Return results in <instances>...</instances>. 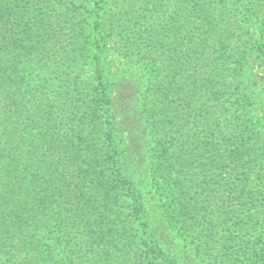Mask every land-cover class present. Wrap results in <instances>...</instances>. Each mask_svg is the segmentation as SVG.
<instances>
[{"label":"trees","instance_id":"obj_1","mask_svg":"<svg viewBox=\"0 0 264 264\" xmlns=\"http://www.w3.org/2000/svg\"><path fill=\"white\" fill-rule=\"evenodd\" d=\"M49 1L0 0V253L11 258L25 253L29 246L47 263L62 255L68 264L83 259L92 264H208L204 262L210 259L212 249L220 247V242L211 243L210 233L201 226L199 206L191 203L189 193L183 192L174 178L175 168L184 175L204 172L202 168L213 163L210 158L218 143L217 135L202 129L200 124L205 116L208 118L200 98L216 96L213 73L200 61L203 48L199 45L195 51L188 50L192 37L176 42L167 35L164 38L170 42L162 41L159 33L171 32L178 37L180 30L176 16L167 15L155 41L156 51L166 57L165 63L155 59L158 68L153 60L150 87L140 93V88L146 86H139L136 72L121 68L129 62L130 38L116 50V56L125 60L122 65L115 64L113 53L103 46L104 29L97 13L103 8V0L93 2L90 29L85 22L72 24L81 35L89 30L88 38L94 44L81 66L73 61L64 64L61 56L46 49L59 38L56 20L36 11L42 4L48 6ZM58 1L62 4L86 0ZM188 64L194 128L168 154L175 145L172 122L149 121L163 118L174 80L185 74ZM68 89L72 92L68 93ZM114 91L126 114L125 140L130 159L114 122ZM145 93L152 94L144 97ZM149 96L156 98L158 104L153 105ZM53 98L80 115L83 113L79 110L85 108L84 118L69 124L65 136H82L87 121L91 140L62 143L56 137L50 144L49 129L56 130L55 124L51 125L56 111ZM162 122L163 128L167 126L164 144L160 149L150 147L152 155L147 162V136H155ZM223 144L227 145V141ZM237 149L232 146L230 150L233 162L240 156ZM144 179L159 206L150 205L151 192L145 191ZM112 191L127 201L126 212L113 210ZM26 218L33 226L24 229L27 225L23 226L22 219ZM30 227L47 233L51 228L52 235H68L63 240L52 237V246L43 251L35 238L39 235L31 236ZM81 237L82 246L76 248L79 245L74 240ZM190 238L192 242L188 241ZM252 256L264 264V253ZM201 257L204 261H199Z\"/></svg>","mask_w":264,"mask_h":264},{"label":"rangeland","instance_id":"obj_2","mask_svg":"<svg viewBox=\"0 0 264 264\" xmlns=\"http://www.w3.org/2000/svg\"><path fill=\"white\" fill-rule=\"evenodd\" d=\"M95 1L100 2L86 0L83 1L84 4L79 1L61 4L58 0H51L48 6L42 4L38 7L36 13L49 14L56 20L59 38L46 49L61 56L62 63L69 64L73 61L81 66L93 51L94 44L87 34L89 30L81 35L77 29L72 28V24L81 25V22H85L90 29ZM97 13L104 29L103 46L110 54L113 53L115 64L125 63L123 58L116 56V50L123 45V41L130 38L132 45L128 52L129 62L121 68L126 67L136 72L141 83L139 86H146L140 88V93L144 90L146 92L147 87H150L153 60L165 63L166 57L156 51L155 41L161 24L167 21V15L176 16L180 30L178 37L171 32L159 33L162 41L170 42L164 38L167 35L172 36L176 42L192 37L193 43L187 44L188 50L195 51L199 45L203 48L200 61L213 73L216 96L210 98L200 95L201 108L208 116L200 124L202 129L217 135L218 143L210 158L213 163L209 167H203L204 172L184 175L179 174V168H175L177 174L174 178L184 188L183 192L189 193L191 203L199 206L202 212L201 226L206 229V233H210L208 238L211 243L220 242V247L212 249L210 259L204 263L209 264L212 260L211 264H263L257 262L252 254L255 256L257 253H264V45L257 49L264 44V0H103V8ZM155 64L159 68L156 61ZM184 70L185 74L177 75L174 80L172 95L167 99L170 103L166 104L163 118L155 117L149 121L158 122L163 119L172 122L170 127L175 145L168 149V154L173 153L175 147L185 140L184 135L190 134L194 128L190 116L193 106L190 64ZM66 91L72 92L69 89ZM118 92L114 91L112 95V113L126 156L130 159L131 152L125 140L126 114L118 103ZM150 94L152 93H145L144 97ZM149 100L153 105L158 104L152 96H149ZM52 102L56 111L51 117L54 119L51 125L55 124L53 126L56 130L49 129V142L56 137L62 143L80 139L87 143L92 139L87 121L82 136L75 139L65 136L69 124H76L75 119L84 118L85 108L79 110L83 113L80 115L54 98ZM159 130L155 132V136H147L144 147L147 162H150L149 157L152 155L150 147L160 149L164 144L167 126L163 128L162 122ZM224 141H227V145L223 144ZM232 146L238 147L240 153L236 162L230 158ZM248 160L252 162L248 163ZM144 182L147 184L145 191L151 192L148 195L150 205L159 206L160 203L154 200L156 195L154 196L149 182L146 179ZM111 193L113 210L126 212L127 201L120 193ZM255 205L258 207L254 208ZM22 221L23 226L27 225L24 229L33 226L29 218ZM51 230L49 228L47 233V230L34 231L33 227L29 228L31 236L39 235L35 238L42 245L43 251L52 246V237L63 240L68 235H52L49 232ZM68 237L72 238V235ZM80 241L82 237L74 240L76 246L79 245L76 248L82 246ZM188 241L192 242V238ZM64 258L66 257L56 255L47 263L45 257L35 255L27 246L25 253L11 258L0 253V264H68ZM202 260L204 261L203 257L199 258V261ZM73 263L92 264L86 259Z\"/></svg>","mask_w":264,"mask_h":264}]
</instances>
